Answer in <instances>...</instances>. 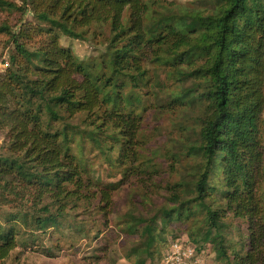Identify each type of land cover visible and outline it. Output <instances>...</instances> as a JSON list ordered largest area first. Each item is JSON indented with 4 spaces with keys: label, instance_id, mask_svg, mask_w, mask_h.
<instances>
[{
    "label": "trees",
    "instance_id": "1",
    "mask_svg": "<svg viewBox=\"0 0 264 264\" xmlns=\"http://www.w3.org/2000/svg\"><path fill=\"white\" fill-rule=\"evenodd\" d=\"M214 1L218 6L210 11L178 7L160 13L151 9L155 0H25L38 24L23 21L15 30L0 23V34L14 45L0 74V192L7 202L33 211L0 220V264L20 244L15 223L32 221L44 230L59 225L71 203L100 196L105 206L112 204L108 187L99 195L88 192L73 144L85 132L92 140L106 135V143L114 134L109 129L137 140L139 117L125 92L131 84L142 86L148 75L143 60L151 51L156 64L170 66V79L202 80L200 88L186 92H178L179 83L169 96L174 104L193 97L199 110V144H186L184 151L200 159L194 200L215 230L227 211L249 219V248L237 264H264V0ZM0 6L20 9L9 0ZM151 11L154 22L147 29ZM106 26L107 47L94 64L61 44L60 32L83 39L88 29L103 34ZM200 59L198 68H190ZM77 116L89 129L71 125L68 120ZM209 189L223 191L225 209L208 203ZM180 196L170 197L179 205L164 210L166 217L183 215ZM130 228L138 231L134 223ZM140 230L155 239L152 223Z\"/></svg>",
    "mask_w": 264,
    "mask_h": 264
},
{
    "label": "rangeland",
    "instance_id": "2",
    "mask_svg": "<svg viewBox=\"0 0 264 264\" xmlns=\"http://www.w3.org/2000/svg\"><path fill=\"white\" fill-rule=\"evenodd\" d=\"M9 1L20 9L0 6V23H9L15 30L23 21L38 24L25 0ZM217 6L214 0H155L151 9L167 13L178 7L210 11ZM152 11L147 16V29L153 26ZM105 28L101 34L99 28L92 27L83 39L60 32L61 44L70 47L80 59L94 64L107 47L109 27ZM37 40L39 37L31 40L30 45L37 44ZM13 49L10 36L0 34V74L7 67ZM147 54L143 66L148 75L140 82L142 86L131 84L125 92L134 100L129 106L132 114L139 117L137 140L131 142L121 132L109 129L107 134L114 133L113 139H107L106 143H103L106 135L92 140L85 132L79 133L82 135L73 144L84 179L91 186L88 192L95 196L101 188L108 187L112 204L105 206L100 196L90 202L71 203L59 225L51 224L44 230H36L32 221L15 223L20 244L4 264H163L174 245L183 250L195 249L189 264H237L238 257L247 251L252 230L249 219L236 218L227 211L221 221L223 226L215 230L202 205L194 200L192 182L200 159L184 151L186 144H199V110L193 97L184 104H174L169 96L179 83L183 88L178 92H186L200 88L202 80L184 77V81L177 77L174 78L178 81L172 80L168 75L170 66L156 64L152 51ZM202 63L201 59L195 61L190 68H198ZM83 119L77 116L68 121L89 129ZM261 125L264 146V112ZM4 136L0 131V154ZM134 159L137 160L132 162ZM173 193H179L183 202L178 208V212H183L179 218L176 213L166 217L164 212L179 205L170 202ZM208 203L225 209L223 191L209 189ZM24 213L33 211L17 207L12 200L7 202L0 192L3 223ZM132 223L138 227L135 233L130 231ZM147 223L153 224V241L140 230ZM206 234L207 239H203Z\"/></svg>",
    "mask_w": 264,
    "mask_h": 264
},
{
    "label": "built area",
    "instance_id": "3",
    "mask_svg": "<svg viewBox=\"0 0 264 264\" xmlns=\"http://www.w3.org/2000/svg\"><path fill=\"white\" fill-rule=\"evenodd\" d=\"M193 249V247H188L183 250L178 245H174V250L165 255L163 264H189L191 256L195 252V249Z\"/></svg>",
    "mask_w": 264,
    "mask_h": 264
}]
</instances>
